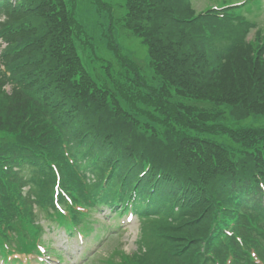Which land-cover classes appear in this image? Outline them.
Returning <instances> with one entry per match:
<instances>
[{
	"label": "trees",
	"instance_id": "trees-1",
	"mask_svg": "<svg viewBox=\"0 0 264 264\" xmlns=\"http://www.w3.org/2000/svg\"><path fill=\"white\" fill-rule=\"evenodd\" d=\"M17 2L14 7L0 0V37L8 42L2 59L11 72L6 76L0 69V163L42 155L43 169L44 158L62 156L64 137L99 136L90 155L106 164L103 171L112 165L119 179L136 174L145 165L133 167L140 159L176 179L171 190L177 200L156 213L163 217L145 222L148 249L135 264H205L216 261L226 243L235 245L237 261L242 255L250 264V248L226 239L237 224L246 244L264 243V128L242 125L264 114V47L244 41L249 24L227 13L231 23L221 41L232 47L216 58L206 50L210 18L196 17L193 0H128L126 22L148 46L160 78L153 87L133 74L112 43L118 67L90 43L95 57H88L101 81L94 78L79 52L88 35L75 15V0ZM7 80L15 83L11 93L2 87ZM129 108L133 119L125 112ZM220 109L229 111L221 119L233 122L217 124L232 137L233 151L185 131L204 130ZM69 170L74 174L70 165ZM6 174L0 166V212L13 204L1 190L8 187ZM16 179H23L21 171ZM95 186L89 184V191Z\"/></svg>",
	"mask_w": 264,
	"mask_h": 264
},
{
	"label": "rangeland",
	"instance_id": "rangeland-1",
	"mask_svg": "<svg viewBox=\"0 0 264 264\" xmlns=\"http://www.w3.org/2000/svg\"><path fill=\"white\" fill-rule=\"evenodd\" d=\"M110 8L99 10L97 6L92 2V0H78V6H77V16L79 20L85 25L86 33L89 36V39L87 40L86 44L83 45V43L79 44V52L82 56V61L84 66L92 73L94 72L93 69V61L90 56L95 57V53L93 50V47L90 43H94L95 45H98L99 47L106 46V43L109 40H115L118 43L121 44L123 50L128 53L129 55L137 57L139 60H143L145 63L146 58V46L142 43V40L135 36L134 34L130 33L126 29H123L120 26V17H117L121 13V6L124 7L127 0H106ZM213 0L207 1V0H195V6H198V9H202L206 6V4H212ZM257 23L258 27L264 29V10L261 14L257 16ZM257 27V28H258ZM256 28V29H257ZM255 29V28H254ZM255 29V30H256ZM252 34H250L249 37H251ZM87 39V38H86ZM82 42V41H81ZM82 46H86L87 48L84 50ZM98 53H101V49L98 48ZM142 67L145 68V64H142ZM96 74V73H95ZM258 121L264 122V117L260 118ZM203 137L218 141L224 145H228L230 143V139L226 135L216 134V133H209L205 132L201 134ZM106 214H109L108 210H105L102 212V214H99V219L101 222H107L108 218L106 217ZM118 215V214H117ZM118 217V216H117ZM116 217V220H117ZM118 220H122L121 217ZM117 220V221H118ZM111 222H115L113 219ZM138 217L129 224H125L124 227L121 229V231H115L113 232V237L106 238L107 240L102 244H97V242L92 241L90 247L88 250V253L92 252L93 249H95L93 252L94 254V260H99L108 254H111L112 249L117 246L119 243H121L122 247H124L127 252L134 250L135 245L134 241L137 236L138 232ZM119 233L121 235H119ZM59 240L62 242V236H60L59 232ZM91 239L87 238L86 240L89 241ZM85 240V241H86ZM92 240V239H91ZM74 244L71 247V256H76L79 252L83 250V246H80V244H76L77 239L72 240ZM68 242V239L67 241ZM63 241L62 243H66ZM81 243V242H80ZM94 245H97L94 247ZM75 264L76 261L72 260ZM46 264H56L53 260H48ZM85 264H90V262H86Z\"/></svg>",
	"mask_w": 264,
	"mask_h": 264
}]
</instances>
